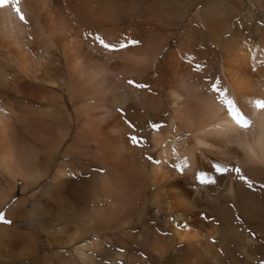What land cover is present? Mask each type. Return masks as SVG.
<instances>
[{"label": "bare ground", "instance_id": "obj_1", "mask_svg": "<svg viewBox=\"0 0 264 264\" xmlns=\"http://www.w3.org/2000/svg\"><path fill=\"white\" fill-rule=\"evenodd\" d=\"M171 1L21 0L24 26L13 0H0V211L20 181L23 195L44 182L28 196L43 215L21 201L7 217L37 225L51 246L94 233L75 247L82 264H264V113L248 104L264 97V36L235 20L253 19L260 34L254 11L263 6L253 1L241 15V2ZM192 7L170 43L173 22ZM89 33L139 43L109 52ZM209 47L220 63L200 60ZM214 79L227 95L209 90ZM231 100L247 130L225 122ZM185 159L192 168L181 174L174 165ZM217 161H239L254 188L221 177ZM196 169L218 183L199 185ZM13 230L0 225V262L41 264L38 238L27 233L18 247Z\"/></svg>", "mask_w": 264, "mask_h": 264}, {"label": "rangeland", "instance_id": "obj_2", "mask_svg": "<svg viewBox=\"0 0 264 264\" xmlns=\"http://www.w3.org/2000/svg\"><path fill=\"white\" fill-rule=\"evenodd\" d=\"M178 1V0H176ZM197 1H201V0H197ZM254 1V2H253ZM263 1V2H262ZM223 2H226L224 3L225 5L228 3L230 5V3H234V4H237L236 2H241L243 4V9L242 11H240L241 15H243L244 13H248L249 10L248 9V5L253 2L256 6L260 5V6H263V9H258L256 11H254V13L256 12V15H258V19L260 20H256V24L260 23V34H257L255 29H256V25H255V21H252L253 19H243V17L239 18L237 17V19L235 18V20H237L238 24L242 27V30H244V34H249L250 37L254 36L253 38H256L260 35H263L264 36V0H229V1H224ZM262 5H261V4ZM171 4H173V1L171 0H158V6H170ZM240 4V3H239ZM200 5V4H198ZM194 8L195 7H192L191 10L189 11V14L186 15L183 19L181 20H175L173 22V27H171V29L169 30V32L167 33H172V36L170 37L169 39V42H176L179 35L181 34V32L183 31L184 27H185V24L189 21V19L191 17H193V12H194ZM239 14V15H240ZM263 18V19H262ZM241 19V20H240ZM240 21V22H239ZM243 22V23H242ZM262 24V25H261ZM246 25V27H245ZM244 28V29H243ZM249 29V30H248ZM251 30V31H250ZM263 32V33H261ZM191 43V45L189 46L190 50H189V53L191 54V52H193L194 48L192 46H195V44L191 41L189 42ZM193 43V44H192ZM210 48V51H203V49L200 50V55L198 56L200 58V60H202V62L204 63V65H212L214 63H220V60H221V57L220 56H213L212 52H211V47ZM202 55V56H201ZM217 56V57H216ZM204 60V61H203ZM210 62H209V61ZM213 60V61H212ZM215 60V61H214ZM207 61V62H206ZM218 61V62H217ZM208 63V64H207ZM149 77L152 79L155 78V72L152 70L150 73H149ZM44 183V182H42ZM42 183L35 189H33L32 191H37L38 189H40V186L42 185ZM22 186V182L20 181L19 184H18V187H17V190L16 192H14V194L10 197V200L4 205V207L1 209V211L3 212H7L9 210V208L15 204V203H18V202H21V201H24L25 202V213H29V214H33V213H36L38 215H43L44 213H39L38 210H34V199L36 198H32V197H28L29 194L32 192H29V193H26V194H21L19 189L21 188ZM19 191V192H18ZM90 205H92V203H90ZM150 211V210H149ZM147 212L144 217V221L145 222H148L150 220V213L151 212ZM43 212V211H42ZM44 212L46 213V215H48L50 217V219L52 220V217L53 216V213L52 212H49L47 209L44 210ZM67 214H69V216H72V213L69 211ZM34 215V214H33ZM10 219V218H9ZM14 224V225H13ZM143 224V222L140 225V229H141V225ZM74 225V224H73ZM71 225L70 227V234L71 236L73 237H77L76 235V228ZM2 226H5V225H2ZM8 227H11L13 228L14 232H16V239L18 241V243L20 245H18V247H22L23 244L27 243L28 239L29 238V235L27 233H29L31 236H36L38 238V240L40 241V244L36 247V248H33L35 250V256L36 258L34 259V262L37 260L38 263H41V264H58L61 262V257L63 258V260H65L64 264H82L80 261H79V258L76 254V252L74 251L75 250V247H77L81 242H83L85 239H92V237L96 236L94 233H91L88 237H86L85 239H83L82 241H79V239L77 241H75L74 243H66V244H61V245H57V246H51L49 244V237L46 236L47 234L44 232V231H41L37 225L35 224H31V225H25V224H18V223H15L13 222L12 220V224ZM74 228V229H73ZM138 228V229H139ZM40 230V231H39ZM75 232V233H74ZM32 233V234H31ZM34 234V235H33ZM109 234V233H108ZM110 237H112L113 235L110 233L109 234ZM112 235V236H111ZM20 238V239H19ZM48 238V239H47ZM63 238L67 239V236L63 234ZM113 238V237H112ZM44 250V251H43ZM45 252L48 256V260L47 259L44 261V258L42 257V253ZM86 253L91 256L93 255V250L91 249H87ZM43 259V260H41ZM152 263L153 264H159V262L152 258ZM27 261L29 260H18L16 264H28L26 263ZM40 261V262H39ZM44 261V262H43ZM49 262V263H48ZM0 264H9L7 263V261H1Z\"/></svg>", "mask_w": 264, "mask_h": 264}, {"label": "snow or ice", "instance_id": "obj_3", "mask_svg": "<svg viewBox=\"0 0 264 264\" xmlns=\"http://www.w3.org/2000/svg\"><path fill=\"white\" fill-rule=\"evenodd\" d=\"M13 2L16 4V13H18V16L16 17L21 25H28L30 23L29 19L27 18L25 12L20 6L21 0H13ZM88 35H91L92 40L96 41L101 48H103L106 51L109 52H118L120 50L128 48L130 45L134 46L138 44V41L132 40L127 42H120L119 44L109 43L105 39H103L100 35H92L89 33ZM196 70H200V65L197 64L195 66ZM222 81L220 79H214L208 81L209 90L216 94V96L219 95L220 91H224L225 95H227V89L221 88ZM137 87H145L144 85H137ZM248 104L251 105V107L255 109H259L261 113H264V97H258L254 98L248 101ZM226 112V120L225 122L229 125H234L235 129L240 130H247L251 126V120L247 117V113L240 108L235 100H231L228 102L227 108L225 109ZM154 128H159V124H153ZM219 127V125H217ZM130 139L133 141V143L137 142V137L132 136ZM159 163V162H157ZM174 167L181 173L184 174L186 170L191 169L192 165L188 163V160L185 159V161L182 164H176ZM212 168L214 171L218 174H220L221 177L226 175H232L235 179H238L240 182L245 184L248 189L254 188L253 181L244 173L243 168L240 166V162L237 161L233 165H223L220 162H215L212 165ZM193 176L194 180L198 182L199 185H212L218 183L217 178H213L207 175V173L203 170H193ZM261 188L264 189V185H261ZM204 219H209L206 215L204 216ZM237 220H239V217H236ZM12 224V220L7 217V213L0 211V225L10 226ZM183 227L187 228L188 225L185 224ZM253 234L254 233H250ZM123 251V249H121Z\"/></svg>", "mask_w": 264, "mask_h": 264}]
</instances>
